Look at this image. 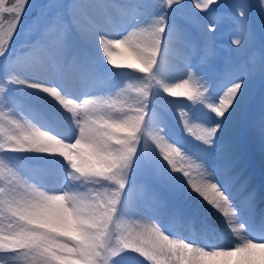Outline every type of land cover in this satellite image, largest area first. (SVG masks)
<instances>
[{
    "label": "rangeland",
    "instance_id": "374dc122",
    "mask_svg": "<svg viewBox=\"0 0 264 264\" xmlns=\"http://www.w3.org/2000/svg\"><path fill=\"white\" fill-rule=\"evenodd\" d=\"M23 17L0 44V264H198L195 245L232 248L216 222L264 231V0H46ZM197 177L236 207L206 214Z\"/></svg>",
    "mask_w": 264,
    "mask_h": 264
},
{
    "label": "bare ground",
    "instance_id": "6f19581e",
    "mask_svg": "<svg viewBox=\"0 0 264 264\" xmlns=\"http://www.w3.org/2000/svg\"><path fill=\"white\" fill-rule=\"evenodd\" d=\"M41 1L42 0H18L15 4L7 7V11L14 12L16 14V16H17L16 25H18L19 23H21V19L23 18V16H25V14L28 13L30 8L32 6L38 5ZM47 71L49 72L50 70L46 69L45 71H42V72L38 73L37 76H35L37 82L35 80H34V82H36V85L39 86L40 88H47L45 83L50 82V76L48 78L46 76ZM38 81H39V83H38ZM28 82H29V80H28ZM50 101L51 100L46 99L45 103L47 105H49L51 107V109H53V111L56 114H58V113L61 114L59 116H65L66 115L63 111L57 110V108L55 107V104H53ZM66 102H67L68 106H75V104H76L72 101H66ZM254 156H255L256 160L261 161V165L264 169V155L255 153ZM209 179L210 178H208V177H204V178L197 177V178H194L193 181L191 182L192 187L196 190L195 195H194L195 201H198L199 204H201L204 212L208 215H216L218 213L219 214L230 213L228 210V206L231 205V206L236 207V202H234L235 200L232 201L231 198H233V197H231V194H229L225 189H224V192L223 191L219 192V189L216 187V185L212 184L211 183L212 180L210 181ZM229 199H231V200H229ZM228 203H230V204L227 206ZM254 206H256V205H254ZM149 209H150V207H149ZM234 212H236V211H234ZM229 217H230L229 220L218 221L215 223V225L208 227L206 229V231L208 233H210L212 236L214 235V236L221 238L218 241L219 244H221L223 246H231L232 248L227 250V251L217 250V251L206 252L205 250H202V249H200V247L195 245L192 248V252L194 253L193 258H195L197 260V261L195 260L196 263H198V264H221L222 263L221 261L223 260V258H226L225 262L228 263V262L233 261V264H264V262L262 261V256L264 255V244H262L261 242L254 243V241H257V240H264V234H262V233H264V231L257 229V227L259 226V223L261 222L262 219H259L258 220L259 222L256 221L257 223H253L251 225L247 222H244L242 219L236 220V219L232 218L231 216H229ZM176 232H178L180 234H186L185 232H183L182 229H180V227H177ZM200 234H201V232H200ZM192 236H193V239H195L194 241L202 242L201 241L202 238L200 236L194 235V234H192Z\"/></svg>",
    "mask_w": 264,
    "mask_h": 264
},
{
    "label": "trees",
    "instance_id": "16d2710c",
    "mask_svg": "<svg viewBox=\"0 0 264 264\" xmlns=\"http://www.w3.org/2000/svg\"><path fill=\"white\" fill-rule=\"evenodd\" d=\"M12 1L13 0H0V4H1V6H6V5L10 4ZM29 23H31V22H29ZM11 30H12L11 19L8 18L7 14H4L0 20V44L5 39V37L10 33ZM25 32H26L25 27L20 29L18 32H16L14 35L15 40L22 37ZM125 73L128 76L130 72L125 71ZM133 73L134 74L130 75V76H134L138 80L137 75L141 74L142 72H133Z\"/></svg>",
    "mask_w": 264,
    "mask_h": 264
},
{
    "label": "water",
    "instance_id": "95a60500",
    "mask_svg": "<svg viewBox=\"0 0 264 264\" xmlns=\"http://www.w3.org/2000/svg\"><path fill=\"white\" fill-rule=\"evenodd\" d=\"M46 0H42L39 4H42L43 2H45ZM6 12H10V11H7V8H0V13H6ZM21 21H23V19H21ZM16 22H17V17L16 19L14 20L13 22V28L9 34V36L12 35V33L16 30V28L18 27V25H16Z\"/></svg>",
    "mask_w": 264,
    "mask_h": 264
}]
</instances>
